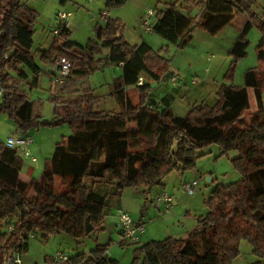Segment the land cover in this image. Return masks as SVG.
Instances as JSON below:
<instances>
[{
  "label": "trees",
  "instance_id": "16d2710c",
  "mask_svg": "<svg viewBox=\"0 0 264 264\" xmlns=\"http://www.w3.org/2000/svg\"><path fill=\"white\" fill-rule=\"evenodd\" d=\"M255 1L175 0L162 8L158 1L153 7L151 31L179 48L191 41L197 28L215 35L236 15H247L228 50L232 63L215 101L192 103L187 114L179 116L169 108L171 98L159 106L150 97L153 83L170 79V61L143 41L129 43L119 19L105 18L97 28L105 50L99 57L97 45L70 40L69 27L57 22L50 44L33 48L36 11L21 0H0V112L8 113L23 134L38 126L67 123L71 128V134L55 142L39 180L20 179L21 157L0 142V264L25 252L36 236L47 240L66 233L81 242L101 231L109 196L124 188L148 192L170 171L194 167L198 150L212 142L221 154L237 152L232 162L241 179L214 187L204 200L207 211L197 216L185 237L136 244L131 264H230L241 239L251 244L257 263L264 264V68H247L242 85L232 80L234 62L246 54V36L253 26L260 31L256 57L264 62V8L261 14L255 12ZM123 2L108 0L105 8ZM194 7H205L199 21L190 14ZM60 56L70 59L71 69L49 99L63 110L42 118L20 82L32 87L43 74L50 76L48 67ZM109 63L120 67L111 82L118 108L98 109L101 97L83 87L81 78ZM67 81L80 84L69 93ZM128 86L137 91V102L130 99ZM247 87L253 88L258 102L249 121L242 119L249 106ZM101 184L113 191L102 190ZM107 244L96 243L88 253L69 255L66 262L119 264L107 255Z\"/></svg>",
  "mask_w": 264,
  "mask_h": 264
},
{
  "label": "rangeland",
  "instance_id": "374dc122",
  "mask_svg": "<svg viewBox=\"0 0 264 264\" xmlns=\"http://www.w3.org/2000/svg\"><path fill=\"white\" fill-rule=\"evenodd\" d=\"M28 6L36 11V18L34 23V31L32 35L33 48L39 45H49L53 34L51 30L56 25L55 8H61L70 12V16L67 18L68 25L71 30L70 40L78 42L80 44H86L88 42L94 43L96 46V57L99 54H104L105 50L99 45L97 38V28L105 23L103 16L101 15V9L105 7V0H21ZM137 4H144V8L147 9L149 5L141 0H136ZM152 2V6H155L159 0H148ZM151 4V3H150ZM141 5V6H142ZM264 8V0H256L252 9L261 14V10ZM153 9V8H152ZM122 35L124 34L121 31ZM156 35V34H155ZM210 40L202 43L201 41H195L191 45L188 43L186 46L179 48L177 45L168 43L169 47H160L155 45L154 50L160 52L161 56L180 65L183 74L186 76V80L197 76H202L205 67H210V76L221 80L228 71L232 63V57L228 55L227 37L228 34L211 35ZM247 48L246 54L237 59L233 66V82L234 84H243V74L247 68L258 66L261 63L256 57V45L260 38V31L256 26H253L247 34ZM264 68V64H261ZM171 66V65H170ZM112 68L113 70H111ZM172 67H169L171 71ZM117 67L112 66L105 70L100 69L93 71L81 78L82 84L90 88H94L96 95H105L106 108H110L108 103L107 93L110 90L109 83L111 82L112 74H116ZM182 76V75H181ZM80 84V83H78ZM78 84L69 85L68 89L74 91L79 86ZM81 84V86H83ZM190 87L189 84H187ZM74 86L73 89L70 87ZM27 96L30 100L35 101L36 109L45 113L46 107L49 104L48 97V80L42 75L40 76V82L36 88L27 89ZM264 97V89L261 92ZM186 110L182 111L181 116H185ZM244 120V116H242ZM16 126L10 115L6 112H0V142H5L6 137L9 134H14ZM62 129L64 130L62 132ZM31 137L33 139L30 145L31 153L36 157V161H27L21 157L22 168L25 169L31 166L35 172V177L39 178L43 170V162L46 157H50L53 152V145L55 140L61 138L62 135L71 134V128L67 123L56 126H38L31 130ZM59 134L60 137L52 139L53 136ZM62 134V135H61ZM58 135V136H59ZM49 145V147H48ZM38 149L40 151H33ZM41 152V153H40ZM237 155L236 151H231L226 154H221L217 143L212 142L202 146L198 150V156L195 159V165L192 168L185 170L174 169L167 173L161 184L154 185L146 193L142 191V188H126L128 191H135L141 195L142 202V215L145 221L149 218L161 216L166 212L164 206L156 204V198L162 191H166L171 194L174 201L181 206L180 214H184L186 210L189 215L204 214L207 211V207L204 200L207 199L217 185H227L232 182L239 181L241 179V173L236 169L232 162V158ZM206 175L210 176L212 181L206 180ZM197 181V187L193 194H187L182 188L184 181ZM59 183V181H58ZM109 185L101 184L102 190L111 192ZM63 186H58V189H62ZM112 196L108 197L109 198ZM187 214V213H186ZM131 217L138 219L139 214L130 213ZM106 220L107 225L105 229L92 234L89 237L84 238L81 242L76 241L73 237L66 233H56L42 240L40 236L29 239L28 249L20 253L18 258L20 264H70L68 262H59L53 258V254L56 250H61L68 253V255H74L79 251L88 253L96 243H108L106 248L110 253L108 256L115 257L119 264H131L134 258L135 244L129 240L124 239L116 230L114 221L110 219L112 215H108ZM188 216L178 221L176 224H184L187 221ZM160 225L156 230L158 235L156 238H163L168 236L165 231L166 226H163V222L157 221ZM176 224H172L175 226ZM162 232V233H161ZM166 234V235H165ZM142 235V233H141ZM155 238V237H154ZM147 239L142 235L139 239V243L146 242ZM258 258L252 251L251 244L246 239H241L238 244V255L235 256L230 264H259Z\"/></svg>",
  "mask_w": 264,
  "mask_h": 264
},
{
  "label": "crops",
  "instance_id": "0c3cea01",
  "mask_svg": "<svg viewBox=\"0 0 264 264\" xmlns=\"http://www.w3.org/2000/svg\"><path fill=\"white\" fill-rule=\"evenodd\" d=\"M107 1L108 0H105L104 5H106ZM144 1L147 5H149L147 7V9L154 7V6H152V2L148 1V0H141L140 3L144 2ZM159 1H160V3L158 4V7L162 8L163 3L173 2L175 0H159ZM153 2H154V0H153ZM137 3L138 2L136 0H124V2L119 6H114L111 8H105V7L102 8L101 9V11H102L101 15L103 16L104 21H105V18L119 19L124 25V29L122 30L124 34L122 36L131 44H138V43L143 41V42L147 43L153 49H154L155 45H158L160 47H164V46L169 47V45L167 44V41L164 40L162 37H160L157 34L155 35V33H153L152 31H145L140 26V24H139L140 17L146 9L144 8V4L142 5V4H137ZM59 9H61V8H55L54 14H56V12L59 11ZM200 11L197 7H194L190 10V14L192 16H194V15L198 16ZM196 19H197V17H196ZM246 20H247L246 14H244V13L238 14L232 19V21L230 23L225 25L222 29H220L215 34V35L221 34V33L228 34V37H227L228 50H229L230 46L232 45L233 41L235 40L236 36L238 35L239 31L241 30V28H242V26ZM209 36H210V34H208L207 32H205L202 29L197 28L193 31L192 39L189 42V44L191 45L195 41H198V42L201 41L202 43H204V42L210 40ZM39 46L46 47V46H48V44L46 43L45 45H39ZM261 64H264V62L259 63L258 66H262ZM170 65L169 66L172 67L171 68V75L177 74L179 76V79L176 83H171L169 78L166 80H163V81H159L157 83H153V86H152L153 88L151 90L150 97L154 100V104L162 106L165 103L164 98H171L170 103H169L170 110L174 114L181 116L182 111L186 110V113L188 112V110L190 108V104H192V103L206 102L208 104H211L215 101V97H216L215 92H216L217 88L219 87L221 80H217V79L210 76V67H208V66L205 67L202 76H200V77L194 76V77L190 78L189 81H187L186 76H183V74H179L182 72V70H181L180 65L177 64V62L175 63L174 61H171ZM112 66L117 67V72L114 75L112 74L111 82H112L114 77H116L120 74V67L113 64V63H109L103 67V70H105V69L112 67ZM48 69H49L51 75L49 76L47 74H43V76L48 80V97H47V100H48L49 104L47 105L48 107H46L47 112L43 113V112L36 109V112L42 118H46V119H49L52 116H54L56 110L59 111L60 113L63 110L62 109L63 106L61 104H58L56 106L49 99L50 94L54 93L56 91L57 87L55 88L52 85L53 77L55 74L54 64L52 63L48 67ZM110 69L113 70L112 68H110ZM194 78L197 79V82L192 84L191 81ZM73 81L72 82L67 81L64 85V88L65 89L67 88L66 90L69 93L71 90H69L68 87L71 83H72V85L75 84ZM39 82H40V78L36 82V84H34V86H32V87H30L26 81L20 82V85H22L23 89H25V90L29 89L30 90L32 88H36L38 86ZM111 82L109 83L110 90L107 93L108 99H109L108 105L110 108H106V103H104L105 102V95H97V96L101 97L100 103L98 104V109H117L118 108V105H117V102H116L114 96L111 95V92H112ZM187 84H189L190 87H188ZM236 85H242V84L237 83ZM83 87H87V86L84 85ZM70 88L73 89L74 86H71ZM93 90H94V88H93ZM126 91L129 95L130 99L133 102H137L138 93L135 90V88L133 86H128L126 88ZM246 91H247V95H248L249 106H248V109L244 113L243 116H244V120L249 121L250 116L258 108V102H257L253 88L247 87ZM261 99H262V102H264V97H262V95H261ZM62 124H64V123H62ZM15 129H16V131H15L16 134H23V133L19 132L17 130V128H15ZM63 131L64 130L62 129V132ZM30 133H31V130L27 134L31 135ZM58 135L59 134H56V136H53L52 139H57L55 137H60V135L59 136ZM62 136H64V135H62ZM59 139L60 138L55 140V142L58 141ZM55 142H54V144H55ZM48 147H49V145H48ZM53 148H54V145H53ZM33 151H40V150L34 149ZM46 158H49V157H46ZM45 159H44V161H45ZM43 164H44V162H43ZM43 167H44V165H43ZM19 177L23 181L28 182L31 179L39 180L41 176L39 178H36L35 172L31 166H28L25 169H23L21 166V169L19 172ZM206 177H208V175H206ZM210 181H212V179ZM110 190L112 192L113 188L110 187ZM128 190L126 188H124L119 195L112 196L109 198L108 205L106 207V214L104 216L103 223H102L103 229H105V226L107 225L106 220L109 218L108 215H112V217L110 219H112V221H114L115 228L118 231V233L121 235L120 230L117 227V219H116V212L118 209L125 210L126 212L129 213V215H130V213H136V214L140 215V217L138 219H134L132 217L131 218L135 223L143 224L144 230L142 231V235L145 237V239H147V241L160 240V239L165 238V237H163V238L157 239L156 238L157 236H155V235H158L156 233L157 232L156 230H158V232L161 231V229H158V226L160 225L159 223H157L158 220L160 222H163V226H166L165 231H162L163 233H167L168 236L177 237V238L185 237L187 232L196 225V219H197V216H199V214L189 215V213L187 212V211H189L188 209L186 210V212L183 215L180 214V209H182V208H181V206H179L178 203L173 204L169 209H165L166 212H164L161 216L149 218L147 221H145L143 218L142 209H141V207H142L141 195L135 191H128ZM159 206H163V205H159ZM186 215L188 216V218H186L188 220L185 221L183 225L182 224H176V223H178L179 220L185 218ZM172 224H176V225L172 226ZM142 235L141 234L139 235L138 241H136L134 243L135 245L140 244L139 239L142 237ZM27 249H28V247H27ZM106 253L108 255L110 253V251H108V249H107ZM112 258L115 259L114 256Z\"/></svg>",
  "mask_w": 264,
  "mask_h": 264
},
{
  "label": "built area",
  "instance_id": "2783aa9c",
  "mask_svg": "<svg viewBox=\"0 0 264 264\" xmlns=\"http://www.w3.org/2000/svg\"><path fill=\"white\" fill-rule=\"evenodd\" d=\"M70 16V12L59 10L56 12L55 17L56 21L59 25L64 24L65 26L69 27L67 18ZM154 20V10L152 8H148L144 11L141 15L139 24L145 31H151L152 23ZM58 31L57 26L53 27L51 30L52 34H56ZM55 67V74L53 77L52 85L53 87H58L65 82L66 77L69 74L71 69V61L69 58L65 56H60L56 58L53 62ZM179 79L177 74H173L170 76V82L176 83ZM197 82V79L194 78L191 83L194 84ZM142 83V78L139 77L137 84ZM33 139L29 134H9L6 137L5 144L10 147L14 148L18 155L34 162L36 161V157L30 151V145ZM197 187V181H184L182 184V188L187 194H193ZM157 205H163L166 209H169L174 203V198L171 194H168L166 191H162L158 194L156 198ZM116 219H117V227L120 230L121 236L129 240L131 242L138 241L139 235L144 230V226L141 223H135L128 212L123 209H118L116 212ZM30 237H34V234H30ZM68 253L63 252L61 250H56L53 254V258L59 262H66L68 258ZM5 264H20V259L18 256H13L12 258H8L4 261Z\"/></svg>",
  "mask_w": 264,
  "mask_h": 264
},
{
  "label": "water",
  "instance_id": "95a60500",
  "mask_svg": "<svg viewBox=\"0 0 264 264\" xmlns=\"http://www.w3.org/2000/svg\"><path fill=\"white\" fill-rule=\"evenodd\" d=\"M204 8H205V7H203V8L201 9V11L199 12V14H198V16H197V20H198V21H199V19H200V17H201V14H202ZM206 180H207V181H210L211 178L208 176V177H206Z\"/></svg>",
  "mask_w": 264,
  "mask_h": 264
}]
</instances>
